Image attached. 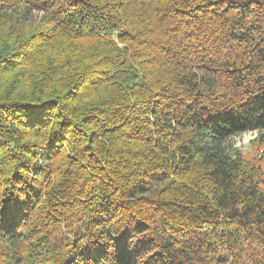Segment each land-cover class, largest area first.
I'll use <instances>...</instances> for the list:
<instances>
[{"label":"trees","instance_id":"16d2710c","mask_svg":"<svg viewBox=\"0 0 264 264\" xmlns=\"http://www.w3.org/2000/svg\"><path fill=\"white\" fill-rule=\"evenodd\" d=\"M264 0H0V264H264Z\"/></svg>","mask_w":264,"mask_h":264},{"label":"rangeland","instance_id":"374dc122","mask_svg":"<svg viewBox=\"0 0 264 264\" xmlns=\"http://www.w3.org/2000/svg\"><path fill=\"white\" fill-rule=\"evenodd\" d=\"M263 131H245L228 140L229 152L234 154L239 151L240 154L251 161L254 166L259 168L258 182L264 180V136L260 137Z\"/></svg>","mask_w":264,"mask_h":264}]
</instances>
